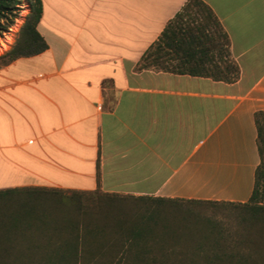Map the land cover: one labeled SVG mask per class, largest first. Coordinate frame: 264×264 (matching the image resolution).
<instances>
[{
	"label": "crops",
	"instance_id": "1",
	"mask_svg": "<svg viewBox=\"0 0 264 264\" xmlns=\"http://www.w3.org/2000/svg\"><path fill=\"white\" fill-rule=\"evenodd\" d=\"M187 1L41 0L47 47L0 65V188L248 200L264 0H202L229 38L232 79L217 47L195 72L171 68L184 58L172 48L145 57Z\"/></svg>",
	"mask_w": 264,
	"mask_h": 264
},
{
	"label": "trees",
	"instance_id": "2",
	"mask_svg": "<svg viewBox=\"0 0 264 264\" xmlns=\"http://www.w3.org/2000/svg\"><path fill=\"white\" fill-rule=\"evenodd\" d=\"M21 0H0V31L14 21ZM29 11L0 65L38 53L47 43L37 29L41 0ZM199 12L203 16H199ZM215 23L218 28H212ZM229 38L211 8L189 0L145 51L157 59L168 48L184 56L175 68L224 63L232 79ZM193 58V62L191 61ZM164 63V60H163ZM166 66V65H165ZM168 67V66H166ZM207 71V70H205ZM260 160L246 201L135 195L40 185L0 188V264H264V110L255 112ZM229 204L233 225L202 216L192 206Z\"/></svg>",
	"mask_w": 264,
	"mask_h": 264
},
{
	"label": "rangeland",
	"instance_id": "3",
	"mask_svg": "<svg viewBox=\"0 0 264 264\" xmlns=\"http://www.w3.org/2000/svg\"><path fill=\"white\" fill-rule=\"evenodd\" d=\"M28 11L29 7L27 0H21L13 23L6 30L0 31V54L4 53L14 43L19 34L20 26ZM199 16H203L201 12H199ZM211 27L215 29L218 28L215 23H212ZM4 43L7 45H4ZM196 205L197 206L192 207L204 217L210 216L213 218H218L228 225H233L235 223V218L231 215L233 208L229 204L200 203Z\"/></svg>",
	"mask_w": 264,
	"mask_h": 264
},
{
	"label": "bare ground",
	"instance_id": "4",
	"mask_svg": "<svg viewBox=\"0 0 264 264\" xmlns=\"http://www.w3.org/2000/svg\"><path fill=\"white\" fill-rule=\"evenodd\" d=\"M12 41V40H11ZM4 45H7L6 43H4ZM2 49V48H1Z\"/></svg>",
	"mask_w": 264,
	"mask_h": 264
}]
</instances>
